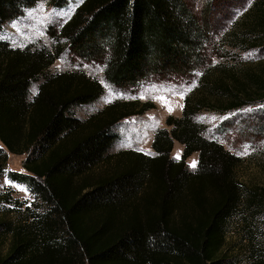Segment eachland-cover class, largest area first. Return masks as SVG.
I'll return each instance as SVG.
<instances>
[{
    "label": "trees",
    "instance_id": "obj_1",
    "mask_svg": "<svg viewBox=\"0 0 264 264\" xmlns=\"http://www.w3.org/2000/svg\"><path fill=\"white\" fill-rule=\"evenodd\" d=\"M36 2L0 0V34ZM52 2L63 6L65 0ZM211 4L199 14L189 0H84L60 29L67 48H15L0 40V179L9 152L28 154V173L8 175L45 206L40 212L27 206L18 221L0 222V244L9 236L0 264H223L226 223L246 194L236 176L241 158L207 137L195 116L263 100L264 62L261 73L241 79L209 61ZM251 13L250 33L229 34L244 43L253 34L251 47H263L264 0H255ZM66 49L101 64L116 88L154 78L190 80L201 72L182 115H169L171 129L156 131L154 156L123 151L114 170L90 177L111 157L117 124L156 105L115 101L88 119L76 117L74 107L97 101L105 87L82 70L50 73ZM175 141L184 145L179 160L171 157ZM195 152L198 169L192 171L188 159ZM249 192L250 204L262 206V195Z\"/></svg>",
    "mask_w": 264,
    "mask_h": 264
},
{
    "label": "rangeland",
    "instance_id": "obj_2",
    "mask_svg": "<svg viewBox=\"0 0 264 264\" xmlns=\"http://www.w3.org/2000/svg\"><path fill=\"white\" fill-rule=\"evenodd\" d=\"M211 1L189 0L199 14L209 7ZM254 1L213 0L211 4L213 27L210 29L209 61L213 65L220 64L223 70L234 72L241 79H246L248 72L261 73V63L264 62V46L251 47L253 34L248 36V43L231 39L234 34H229L251 32L250 29H245L253 18L251 10ZM83 2L84 0H65L63 6H56L52 0H37L36 5L26 9L21 17L6 23L0 40L9 42L15 48L40 44L50 48L64 45L67 48L65 39H60V29ZM76 70L86 72L105 87V93L97 101L74 107V115L82 120L115 101L139 99L156 105L144 114L128 116L117 124L115 130L119 138L109 151L111 157L93 169L90 173L92 178L114 170V157L117 153L130 150L154 156L152 142L156 131L160 128L171 129L166 123L167 117L182 115L185 96L194 91L201 76V72H198L190 80L154 78L137 86L116 88L106 82L101 64L86 62L68 49L55 61L50 73ZM39 87L40 81L33 84L31 99L35 97ZM223 106L202 109L195 116L199 123L207 127V137L219 140L241 158L236 176L246 194L242 197L241 207L227 220L222 263L255 264L260 258H264V203L262 206L250 204L252 194L249 191L256 190L264 198V190H260L264 189V99L235 110H224ZM183 150L184 145L175 141L171 157L179 160ZM27 157L28 154L8 153L7 167L0 179V222L18 221L27 206L36 212L45 207L27 184L13 181L8 175L10 171L28 173L23 166ZM198 161V152H195L188 159L189 169L196 171ZM4 197L8 200H3ZM2 227L0 225V229ZM7 237L9 236L4 235L2 241L6 242ZM3 248L6 249V246Z\"/></svg>",
    "mask_w": 264,
    "mask_h": 264
}]
</instances>
